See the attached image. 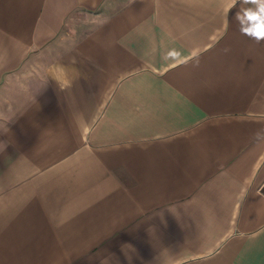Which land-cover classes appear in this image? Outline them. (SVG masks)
Listing matches in <instances>:
<instances>
[{"label":"crops","instance_id":"obj_1","mask_svg":"<svg viewBox=\"0 0 264 264\" xmlns=\"http://www.w3.org/2000/svg\"><path fill=\"white\" fill-rule=\"evenodd\" d=\"M228 4L0 0V264H264V41Z\"/></svg>","mask_w":264,"mask_h":264},{"label":"clouds","instance_id":"obj_2","mask_svg":"<svg viewBox=\"0 0 264 264\" xmlns=\"http://www.w3.org/2000/svg\"><path fill=\"white\" fill-rule=\"evenodd\" d=\"M238 2L242 5L236 13L239 30L259 44L264 41V0H229L228 10Z\"/></svg>","mask_w":264,"mask_h":264}]
</instances>
